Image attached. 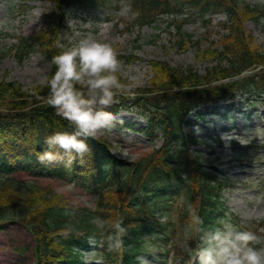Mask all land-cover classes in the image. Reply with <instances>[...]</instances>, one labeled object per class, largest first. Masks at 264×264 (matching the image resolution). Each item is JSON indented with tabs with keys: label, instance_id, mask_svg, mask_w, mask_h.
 Here are the masks:
<instances>
[{
	"label": "trees",
	"instance_id": "16d2710c",
	"mask_svg": "<svg viewBox=\"0 0 264 264\" xmlns=\"http://www.w3.org/2000/svg\"><path fill=\"white\" fill-rule=\"evenodd\" d=\"M50 1L56 16L32 36L18 35V41L11 47L19 61L40 51L51 63L52 57L64 49L59 39L70 3L117 12L122 3V0ZM124 2L131 3L133 8L130 17L119 16L127 29L153 23L165 13L182 15L188 8L206 25L212 23L211 13L225 10L228 18L219 25L227 33L204 47L200 39L192 38L183 29L187 17L170 22L176 26L175 36L182 48H190L198 60L211 57L215 63L201 73L192 65L172 66L165 60H150L153 74L147 84L132 87L130 94L116 95L108 111L118 112L122 107L132 106L146 118L143 132L152 139H163L160 146L133 159L117 156L105 137L98 134L87 140L90 151L70 165L64 161L40 164L36 154L47 148L45 138L72 128L47 104L46 81L28 88L17 79L0 77V222H18L30 231L37 264H83V248L89 246L90 235L102 239V256L107 264H143L142 254L152 247L157 249L155 256H165L167 233L175 235L178 253L189 254L200 241L198 228L213 229L226 219L223 191L228 181L211 170L208 159L191 149L190 143L198 142L199 138L188 115L202 104H215L238 93L245 95L250 104L264 103V50L244 27L249 19H264V3ZM117 58L130 62L137 56L117 55ZM55 70L51 64L47 79ZM244 72L247 73L243 75ZM121 83L125 87L133 84L123 76ZM229 110L226 109L225 116ZM114 124L123 126L129 122L116 119ZM55 151L64 155L58 148ZM15 172L30 176H16ZM48 176L80 184L92 195L93 204L75 203L64 191L41 182V177ZM97 217L104 222L103 228L90 222ZM118 220L123 221L127 230L124 246L109 251L108 236Z\"/></svg>",
	"mask_w": 264,
	"mask_h": 264
},
{
	"label": "rangeland",
	"instance_id": "374dc122",
	"mask_svg": "<svg viewBox=\"0 0 264 264\" xmlns=\"http://www.w3.org/2000/svg\"><path fill=\"white\" fill-rule=\"evenodd\" d=\"M17 2L18 0L13 3L0 0V77L17 79L30 88L36 83L46 81L51 70L50 61L39 51L19 61L9 52V47L16 42L14 34L33 35L56 15V11L49 0ZM114 13L115 11L103 7L70 4L61 31L60 46L68 47L90 32L96 39L111 44L116 54L137 55V58L130 62L119 59L125 72L136 76L130 88L147 84L153 74L151 59L166 60L173 66L192 65L200 72L215 63L211 57L197 60L190 48H182L179 45L174 35L176 28L170 25L174 18L173 14H164L153 24L135 26L127 30L125 24ZM226 18L225 12L213 15L214 25L210 35L200 20H189L184 29L208 47L225 32L217 22ZM245 28L253 31L256 41L264 50V19L247 20ZM231 103L236 106L229 112V115H232L229 118H223L222 114H214L205 106L192 113L193 127L200 140L191 143V146L195 152L200 151L199 153L202 152L201 154L209 159L210 167L218 171L219 177L228 181L223 191L225 217L241 229L246 223L264 219V107L250 105L246 96L237 94L220 102L217 111H224V107ZM108 108L105 110L108 111ZM112 113L115 119H125L132 123L130 127H117L114 124L110 129L99 133L105 137L117 156L133 159L162 144L161 137L151 139L138 129L145 124V119L135 108L122 107L118 112ZM198 113H202L203 116L198 117ZM246 129L253 130L246 138L248 140L246 146L232 141L231 147L225 148L224 142L220 139L221 133L234 130L241 134ZM14 174L30 176L20 172ZM41 178V182L51 183L55 188L67 193L73 202L81 205L93 204L92 195L80 184H73L64 178ZM34 246L32 234L24 225L18 222H0V264H34ZM95 252L99 254L97 246ZM150 252L144 255L143 264L158 263V256L154 255L157 253L156 247H152Z\"/></svg>",
	"mask_w": 264,
	"mask_h": 264
},
{
	"label": "clouds",
	"instance_id": "9594fccd",
	"mask_svg": "<svg viewBox=\"0 0 264 264\" xmlns=\"http://www.w3.org/2000/svg\"><path fill=\"white\" fill-rule=\"evenodd\" d=\"M118 15H133L131 3L122 0ZM51 64L56 70L46 79V102L72 130L56 131L47 136L44 140L47 148L36 156L43 165L60 161L70 165L77 157L83 158L90 151L89 138H96L103 130L114 126L113 113L105 109L115 102L118 93H131V88L121 83V77L135 81L136 76L125 72L111 44L96 39L90 32L53 56ZM252 131L246 129L241 134L234 130L224 132L220 139L226 149L231 147L232 141L246 146V138ZM57 148L64 153L63 156L55 151ZM90 222L98 228L104 227V222L98 217ZM122 224L123 221L118 220L112 225L113 233L108 236L109 251L121 250L124 246L123 236L127 230ZM197 231L201 233L200 247L194 264H264V237L241 230L230 219L221 220L220 226L213 229L198 228ZM87 242L90 250L82 253V261L83 264H93L95 235L88 236Z\"/></svg>",
	"mask_w": 264,
	"mask_h": 264
}]
</instances>
